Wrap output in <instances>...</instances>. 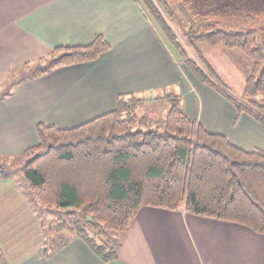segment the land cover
<instances>
[{
  "label": "trees",
  "instance_id": "16d2710c",
  "mask_svg": "<svg viewBox=\"0 0 264 264\" xmlns=\"http://www.w3.org/2000/svg\"><path fill=\"white\" fill-rule=\"evenodd\" d=\"M139 1L201 83L264 125V102L257 100L264 96V23L252 26L260 21L263 2L254 0L253 7L222 0ZM199 44L239 50L250 60L243 101L202 64L195 51ZM109 49L101 34L88 45L56 47L11 70L3 84L10 79L9 90L0 92V100L22 82L93 61ZM158 95L170 107L154 129L138 126L135 110L142 98L134 94L119 95L114 110L74 127L36 125L37 141L20 157L27 159L23 171L29 203L37 215L46 214L48 222L41 224L46 241L61 248L69 234L107 263L116 258L118 237L142 206L183 209L264 234V151L237 147L189 118L177 96ZM13 175L10 166L0 164V178ZM0 264H8L1 249Z\"/></svg>",
  "mask_w": 264,
  "mask_h": 264
},
{
  "label": "crops",
  "instance_id": "0c3cea01",
  "mask_svg": "<svg viewBox=\"0 0 264 264\" xmlns=\"http://www.w3.org/2000/svg\"><path fill=\"white\" fill-rule=\"evenodd\" d=\"M97 34L110 44L97 59L55 68L18 84L0 100V160L34 145L38 123L74 127L114 110L121 94L157 96L161 102L158 94L165 89L209 131L243 150L264 151V125L201 83L139 0H0V87L11 70L56 47L88 45ZM198 46L195 51L211 70L221 72L223 64L226 82L236 77L231 65L247 69L240 51ZM219 55L223 59L214 61ZM25 185L15 175L0 178V249L8 264H264V234L183 209L151 206H142L118 237L114 260L103 263L69 234L57 248L54 240L46 241Z\"/></svg>",
  "mask_w": 264,
  "mask_h": 264
},
{
  "label": "rangeland",
  "instance_id": "374dc122",
  "mask_svg": "<svg viewBox=\"0 0 264 264\" xmlns=\"http://www.w3.org/2000/svg\"><path fill=\"white\" fill-rule=\"evenodd\" d=\"M257 1L259 3L263 2V4H264V1H261V0H257ZM236 2L245 3V4L249 3L250 6L256 7L254 5V3H255L254 0H222V3L225 4V5L234 4ZM263 4L258 5V7L261 9V11H260L261 14H259V16H257L260 19V21L252 25L254 28H257L258 26H260V25H262L264 23V5ZM172 26L174 27V25H172ZM174 28L177 29L176 27H174ZM175 33H177L176 30H175ZM200 46L206 47L205 50H226V48H224V47H222L220 45L213 46V45H208V44H199L198 47H200ZM172 48H173V50H175L174 47H172ZM227 50H229V49H227ZM237 51H239V50H237ZM188 52H190V54L193 55V53L190 50H188ZM193 57H194V55H193ZM243 58L244 59L242 60L241 66L243 67L244 62H246L247 69L245 71H243V68L238 69L237 66L231 65L232 71H236V77H233L230 82H226L225 79H224L223 75H225L224 74L225 70H223V64L221 65L222 66L221 72H219V71L214 72L213 70L210 69L213 77L215 78V80H217L222 85H224L227 88L226 89L227 92L230 95H232L236 100H239V101H243L244 100L243 99V88H244V82H245V79H246L245 77L248 76V74L250 72V69H251L250 60L246 56L243 57ZM213 59H214V61H220V59H223V56H221V55L214 56ZM202 64L204 66L206 65L205 63H202ZM205 67H208V66L206 65ZM226 73H227V71H226ZM243 75H245V76L243 77ZM12 76H14V75H12ZM9 81H10V79L7 81L5 87L4 86L0 87V92L1 93L7 92L9 90V88H8ZM241 82L243 83V85L240 84ZM164 92L166 93V95H169V96L171 95V93L168 90H166V89L164 90ZM141 98H142V101L139 102V106L135 110V115L137 117V121L139 122L138 126L141 128V130H146L148 128L149 129H154L156 127V125H159V123L160 124L162 123L164 115H165L166 111L170 107V101L168 99H164L166 101L163 100L161 102H157L158 101L157 96L148 97L147 99L143 98V97H141ZM257 100L264 102V96H259ZM153 103H156L155 107H158L155 113L152 112V105L151 104H153ZM162 104H165L166 108H163ZM139 127H137V129H140ZM66 128H68V127H66ZM0 161L2 162V164H5L6 166H10V168H12L15 171V177H17L19 179V181L23 182V184L25 185V179H24L25 176H24L23 167H24V164L27 161L26 158L24 159V158H21L20 156H15V157H8L6 161H3V160H0ZM43 219L45 221H47L46 214L42 215V220ZM66 235H67V233H64V236H66Z\"/></svg>",
  "mask_w": 264,
  "mask_h": 264
}]
</instances>
